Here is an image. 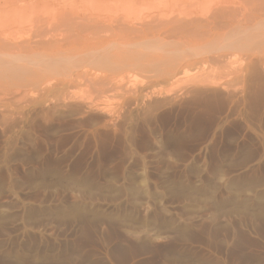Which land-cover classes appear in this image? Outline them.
Masks as SVG:
<instances>
[{
	"label": "rangeland",
	"instance_id": "obj_1",
	"mask_svg": "<svg viewBox=\"0 0 264 264\" xmlns=\"http://www.w3.org/2000/svg\"><path fill=\"white\" fill-rule=\"evenodd\" d=\"M0 264H264V0H0Z\"/></svg>",
	"mask_w": 264,
	"mask_h": 264
},
{
	"label": "bare ground",
	"instance_id": "obj_2",
	"mask_svg": "<svg viewBox=\"0 0 264 264\" xmlns=\"http://www.w3.org/2000/svg\"><path fill=\"white\" fill-rule=\"evenodd\" d=\"M87 18H88V17H87ZM89 18L92 19L91 17H89ZM89 18H88V19H89ZM82 19H83V18H82ZM82 19H81V20H82ZM83 20H85V19H83ZM86 20H87V19H86ZM70 21H72V20H70ZM88 21H89V20H88ZM91 21L93 22L94 20H91ZM74 22H76V21H74ZM84 22H85V21H84ZM95 22H96V21H94V23H95ZM66 23H67V22H66ZM68 23H69V22H68ZM71 23H72V22H71ZM76 23H77V22H76ZM76 23H75V24H76ZM85 23H86V25H85V24H84V25H85V27H86L88 24H87V22H85ZM89 23H91V22H89ZM124 23H125V22H124ZM124 23H123V24H124ZM82 24H83V23H82ZM92 24H93V23H92ZM92 24H91V25H92ZM100 24H101V23H100ZM112 24H113V23H112ZM126 24H127V23H126ZM77 25H78V24H77ZM116 25H117V24H116ZM118 25H119V24H118ZM124 25H125V24H124ZM68 26H70V25L68 24ZM74 26H75V25H74ZM93 26H94V25H93ZM100 26H101V25H100ZM102 26H103V25H102ZM127 26H128V25H127ZM79 27H80V26H79ZM81 27H82V26H81ZM87 27H88V26H87ZM87 27H86V29H88ZM118 27H119V26H118ZM68 28H69V27H68ZM76 29H77V28H76ZM70 30H71V28H70ZM70 30H67V31H70ZM73 30H74V28H73ZM84 30H85V29H84ZM84 30H83V32H84ZM85 31H86V30H85ZM70 32H71V31H70ZM81 32H82V31H81ZM135 32H136V31H135ZM68 33H69V32H68ZM73 33H74V32H73ZM132 33H134V32H132ZM76 34H77V33H76ZM74 35H75V34H74ZM175 75H176V74H175Z\"/></svg>",
	"mask_w": 264,
	"mask_h": 264
}]
</instances>
